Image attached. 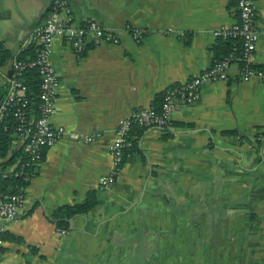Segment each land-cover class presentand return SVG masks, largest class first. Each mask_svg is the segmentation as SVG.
<instances>
[{
    "label": "crops",
    "instance_id": "obj_1",
    "mask_svg": "<svg viewBox=\"0 0 264 264\" xmlns=\"http://www.w3.org/2000/svg\"><path fill=\"white\" fill-rule=\"evenodd\" d=\"M55 1L0 0V43L13 55L27 50ZM64 1L61 17L115 28L121 43L88 42L78 54L57 37L53 124L66 135L46 151L18 216L0 223V264H264V80L242 81L238 63L226 81L203 86L198 102L176 101L172 126L144 131L117 181L100 186L120 123L213 65L223 51L214 32L239 22L236 0ZM254 4L252 64L264 70V0ZM12 68L0 67V86ZM87 135L99 137L86 144ZM91 191L98 204L63 233L50 216Z\"/></svg>",
    "mask_w": 264,
    "mask_h": 264
},
{
    "label": "built area",
    "instance_id": "obj_2",
    "mask_svg": "<svg viewBox=\"0 0 264 264\" xmlns=\"http://www.w3.org/2000/svg\"><path fill=\"white\" fill-rule=\"evenodd\" d=\"M46 22L38 26L33 35L36 45V58L28 61H16L13 64L14 77L9 81V92L0 107V123L14 111L16 117L17 132L20 141L24 142L25 150L30 154L32 166L41 165L43 153L61 141L66 132L62 127H56L53 119L57 114L58 101V77L52 59L54 43L59 36H68L76 53H81L88 42L100 45H119L121 37L114 28H106L96 21H90L83 26H75L70 16L61 17V13H68V3L64 0H56ZM239 22L231 28H220L214 32L217 37L240 38L242 41L241 80L249 82L253 79L264 80V70L253 67L252 59L258 48L260 31L256 22V10L254 0H236ZM62 18V19H61ZM136 43H141L145 33L131 26L125 27ZM172 30L166 32L170 33ZM235 56L215 61L213 65L190 81L173 86L166 91L165 101L160 109L148 107L134 110L124 119L116 132L114 141L110 146V154L114 168L112 172L101 180L100 186L104 189L113 185L121 171L124 162V151L132 146L129 140L133 126L144 129H163L172 124L174 104L181 100L188 103L198 102L200 90L203 86L223 82L228 79L229 68L235 62ZM36 68L41 76L40 104L38 114L32 117V111L28 109V100L23 94L27 90L19 80V76L27 69ZM98 135L81 136L80 140L86 144L97 141ZM0 167V175H7ZM24 196H16L9 200L4 199L0 192V223L13 221L19 214ZM63 233H66L63 231ZM5 241L0 233V249Z\"/></svg>",
    "mask_w": 264,
    "mask_h": 264
},
{
    "label": "trees",
    "instance_id": "obj_3",
    "mask_svg": "<svg viewBox=\"0 0 264 264\" xmlns=\"http://www.w3.org/2000/svg\"><path fill=\"white\" fill-rule=\"evenodd\" d=\"M217 45L214 48H222L223 51L215 55V61H222L231 55L235 56V62L241 67L244 65L242 61V41L240 38L230 37H217ZM36 45L32 43L27 50L18 52L13 55L3 43H0V67H3L8 61H12V66L16 61H28L36 58ZM256 68L255 66H253ZM14 77L12 72L11 79ZM10 79V80H11ZM9 80V81H10ZM18 80L27 87V90L22 97L28 100V109L32 111V117L38 114V106L40 104V84L41 76L38 69L32 68L27 69ZM9 92V85L0 86V107L7 97ZM157 100L154 107L160 109L163 102L165 101L166 92L162 95L157 96ZM16 117L14 111H9V115L4 118L3 122L0 123V167L7 171L12 168L14 171L7 175H0V192L4 199L9 200L16 196H24L25 191L30 186L33 178L39 174V166H32L30 154L25 150V145H19L20 139L17 132ZM172 126V124L170 125ZM167 126L163 129H168ZM147 129L139 126H133L130 133L129 140L132 143L130 148L124 151V160H127L137 149L138 140L142 137V134ZM232 133V132H226ZM47 151V150H46ZM43 153L40 164L45 159V153ZM98 204V193L97 191H91L87 194L86 199L76 205H66L58 208L51 216V221L56 225L59 230L69 229L70 222L79 216H83L92 211ZM5 238V235L2 234Z\"/></svg>",
    "mask_w": 264,
    "mask_h": 264
}]
</instances>
